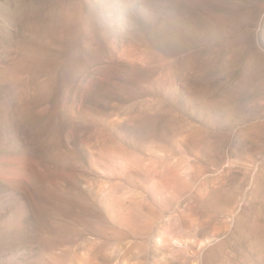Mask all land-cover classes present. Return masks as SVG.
I'll use <instances>...</instances> for the list:
<instances>
[{
  "label": "rangeland",
  "instance_id": "rangeland-1",
  "mask_svg": "<svg viewBox=\"0 0 264 264\" xmlns=\"http://www.w3.org/2000/svg\"><path fill=\"white\" fill-rule=\"evenodd\" d=\"M0 264H264V0H0Z\"/></svg>",
  "mask_w": 264,
  "mask_h": 264
}]
</instances>
